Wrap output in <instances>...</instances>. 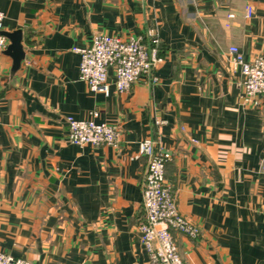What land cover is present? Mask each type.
<instances>
[{"label": "crops", "instance_id": "obj_1", "mask_svg": "<svg viewBox=\"0 0 264 264\" xmlns=\"http://www.w3.org/2000/svg\"><path fill=\"white\" fill-rule=\"evenodd\" d=\"M0 9L2 31L20 30L24 52L13 67L0 51L1 251L30 264H146L138 142L151 138L172 155L165 178L179 213L199 228L197 238L172 230L183 263L264 264V97L243 101L228 54L236 45L246 61L264 57V0H0ZM150 28L164 56L157 81L90 91L72 47ZM94 111L118 128V146L69 142L66 118Z\"/></svg>", "mask_w": 264, "mask_h": 264}, {"label": "built area", "instance_id": "obj_2", "mask_svg": "<svg viewBox=\"0 0 264 264\" xmlns=\"http://www.w3.org/2000/svg\"><path fill=\"white\" fill-rule=\"evenodd\" d=\"M246 7V17L251 15ZM229 17L232 14L228 15ZM4 13L0 9V51L6 49L7 39L2 34ZM160 39L153 28L137 36L120 37L105 33L93 34L87 46H73L79 54V78L92 92L109 94L113 84L117 92H125L140 79L155 83L154 71L163 61L160 55ZM228 54L241 69L242 99L257 106L259 97H264V57L257 56L246 61L236 45L228 47ZM111 80V81H110ZM97 112L88 119L66 118L68 140L77 145L118 146L120 132L107 122H96ZM138 152L147 160V170L142 184L144 218L136 225L139 243L145 249L146 264H184L177 250L172 230L191 238L199 236L198 226L182 216L177 208L176 196L165 178V166L171 153L156 140L143 138L138 142ZM264 173V155L260 162ZM0 264H30L21 257H14L0 250Z\"/></svg>", "mask_w": 264, "mask_h": 264}, {"label": "water", "instance_id": "obj_3", "mask_svg": "<svg viewBox=\"0 0 264 264\" xmlns=\"http://www.w3.org/2000/svg\"><path fill=\"white\" fill-rule=\"evenodd\" d=\"M4 36H7L10 40V43L7 45L5 52L11 55L13 59V67H17L20 63V60L24 56L21 44V32L16 30L11 33L1 31Z\"/></svg>", "mask_w": 264, "mask_h": 264}, {"label": "trees", "instance_id": "obj_4", "mask_svg": "<svg viewBox=\"0 0 264 264\" xmlns=\"http://www.w3.org/2000/svg\"><path fill=\"white\" fill-rule=\"evenodd\" d=\"M159 49H160V55H163V53H162V50H161V47L159 46Z\"/></svg>", "mask_w": 264, "mask_h": 264}]
</instances>
